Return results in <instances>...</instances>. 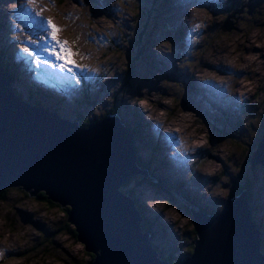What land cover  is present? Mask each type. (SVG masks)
Wrapping results in <instances>:
<instances>
[{"label": "rangeland", "instance_id": "1", "mask_svg": "<svg viewBox=\"0 0 264 264\" xmlns=\"http://www.w3.org/2000/svg\"><path fill=\"white\" fill-rule=\"evenodd\" d=\"M30 2L0 0V52L11 58L14 90L26 99L29 83L48 75L46 69L38 76L34 64L56 59L42 51L54 43L51 28L45 27L51 20L59 29L57 38L76 53L72 59L86 67H73L71 73L59 69L38 83L55 93L38 102L49 110L58 106V114H66L62 118L78 124L79 119L100 121L112 105L120 122L136 124L130 141L138 167L156 180L144 182L143 173L135 174L120 188L146 207L143 214L150 221L141 220L140 226L160 250L159 257L171 262L189 254L196 236L190 231L195 225L188 206L216 213L244 187L250 212L264 231V166L250 162L264 130V0H189L157 18L144 9L145 0ZM29 3L35 6L31 10ZM224 21L230 26L221 29ZM128 58L137 74L123 75L119 83L118 72ZM220 61L229 66L212 65ZM79 96L84 99L78 103ZM159 128L169 130L167 138ZM161 138L166 142L160 146ZM136 179L140 184L133 188ZM4 192L0 264L90 262L65 220L68 204L50 203L38 193L29 196L20 186Z\"/></svg>", "mask_w": 264, "mask_h": 264}, {"label": "water", "instance_id": "2", "mask_svg": "<svg viewBox=\"0 0 264 264\" xmlns=\"http://www.w3.org/2000/svg\"><path fill=\"white\" fill-rule=\"evenodd\" d=\"M12 76L11 58L2 51L0 191L20 186L33 196L43 190L46 199L68 204L65 220L74 226L83 251L94 253L90 264H171L158 256L160 250L140 226L141 220L150 221L143 214L146 207L135 205L120 188L137 172L156 179L137 166L132 133L116 113L87 126L78 124L62 118L58 106L49 110L30 103L54 95L53 89L31 82L24 100L14 90ZM256 149L251 166L257 161L264 166V132ZM245 191L228 198L216 213L188 206L196 231L194 248L175 264H264V231L250 213Z\"/></svg>", "mask_w": 264, "mask_h": 264}, {"label": "trees", "instance_id": "3", "mask_svg": "<svg viewBox=\"0 0 264 264\" xmlns=\"http://www.w3.org/2000/svg\"><path fill=\"white\" fill-rule=\"evenodd\" d=\"M166 2H162L161 0H145V2H144V9H146L154 18H157V17H159V14L161 13V8H160V6L161 5H163V4H165ZM261 12V11H260ZM260 17L262 18V14H260ZM142 20V19H141ZM1 22V21H0ZM143 22H146V21H143ZM147 22H149V21H147ZM225 22V21H224ZM224 22L222 23L223 24V26L221 25V29H222V27H224ZM225 28V27H224ZM139 36V34L138 35H136L135 37H138ZM129 45V44H128ZM0 54H1V52H0ZM132 57V56H131ZM123 67H125V68H122L121 69V71H119L118 72V82L119 83H121L123 80H121V78H123V75H125V76H130V77H132V76H134V75H136L137 73H136V70H132V67L130 66V62H129V58H128V60H127V63L123 66ZM78 70H81V68H78ZM76 72H78V71H76ZM76 81L79 83V85L81 86V84H83V82H82V78L80 77V78H76ZM84 88V86L82 85V89ZM17 94H18V92H16ZM19 95V94H18ZM20 96V95H19ZM22 99H24V100H28V98H23L22 96H20ZM84 99V97L83 96H79V100H78V103L80 102V100H83ZM73 101H75V99H73ZM85 102H87V103H89V101H85ZM30 103H32V104H35V105H40L41 106V104L37 101V102H30ZM74 106H78V104H75L74 103ZM51 109H55V107H52L51 106ZM116 109V108H115ZM113 110V108H112V105L111 106H109V110L111 111V112H109L110 114L111 113H114V111H116V110ZM113 110V111H112ZM108 111V109L106 110V112ZM117 112V111H116ZM133 112L135 113V114H137V121H138V124H141L142 123V121H141V119L139 118V113L137 112V110H134L133 109ZM61 115H63V116H65L66 114H64V113H62V112H59ZM118 114V113H117ZM121 119V118H120ZM132 119V118H131ZM80 120V122H79V124H81V125H87L88 124V121H83V120H81V119H79ZM123 124L127 127V128H129V130H131L132 131V128H133V126L135 127L136 126V124L134 123V122H131L130 120H128V119H123ZM245 127H246V129H247V132L248 133H252V131L245 125ZM139 128L141 129V126L139 125ZM135 129H136V127H135ZM137 132V131H136ZM136 164H137V166H139V163H138V160L136 161ZM145 169V168H144ZM146 170V169H145ZM147 171V170H146ZM147 173V172H146ZM135 174H142L141 172L139 173V172H137V173H134V174H132V175H135ZM131 175V176H132ZM148 175V174H147ZM148 176H150V175H148ZM140 177H143V181L144 182H147V180H145L144 178H148V177H145L144 175H140ZM127 179V178H126ZM126 179H124L122 182H124V183H126ZM148 179H150V178H148ZM122 184V183H121ZM127 184V183H126ZM138 184H140V181H139V179H136L134 182H132V186L131 187H135L136 185H138ZM16 188H18L19 189V187H16ZM16 188H14V189H16ZM6 189H8V187H6V188H3L1 191H0V198H2L3 197V195L5 194V190ZM38 194H40V196L42 195L44 198V200L46 201V197H45V195H44V191L43 190H40L39 192H38ZM128 194H130V193H128ZM132 197V196H131ZM133 198V197H132ZM48 200V199H47ZM133 200H134V198H133ZM50 203L52 202V201H50V200H48ZM134 202H135V200H134ZM56 203V202H55ZM49 205H51V204H49ZM135 205H136V202H135ZM67 207L65 208V211H66V213H67V210H68V208H69V205H66ZM162 206V205H161ZM222 207V206H221ZM220 207V208H221ZM160 209H161V207H160ZM158 213H160V210H157L156 211V213L155 214H158ZM153 216L155 217V215L153 214ZM143 221V220H142ZM72 227H73V231H74V235H75V230H74V226L72 225ZM190 231H192V234H193V237H195L196 236V231H195V228L193 227ZM154 233H157L156 232V230L154 231ZM171 234H174L173 232L171 233ZM191 234V233H190ZM167 238H169L170 236L168 235V236H166ZM188 240H189V238H188ZM192 242H193V240H192ZM192 242H191V244L187 247V249H188V251H189V253H191L192 252V250H193V244H192ZM183 249H185L184 248V246H183ZM88 254L91 256V259L94 257V253L93 252H88ZM91 261V260H90ZM178 260H174V259H171V264H175L176 262H177ZM88 264H90V262H88Z\"/></svg>", "mask_w": 264, "mask_h": 264}, {"label": "snow or ice", "instance_id": "4", "mask_svg": "<svg viewBox=\"0 0 264 264\" xmlns=\"http://www.w3.org/2000/svg\"><path fill=\"white\" fill-rule=\"evenodd\" d=\"M45 23L48 25V27L51 28V32L49 33V35L54 43L50 47L43 48L42 51L50 53L51 55L55 56L56 60L61 62L58 64H53L51 60L45 59L41 63L50 67H58L61 71L67 70L70 73L73 71V67H86L85 65L79 64L74 59H72V57L76 55V53L68 47V42L61 41L57 38V33L59 31L57 26L53 24L51 20H47L45 21ZM197 27H199V25H197ZM23 51L28 53L29 55H32L31 50L28 47H25ZM36 60H39V57H36ZM37 66L39 67V65ZM3 255L4 250L0 249V256Z\"/></svg>", "mask_w": 264, "mask_h": 264}, {"label": "bare ground", "instance_id": "5", "mask_svg": "<svg viewBox=\"0 0 264 264\" xmlns=\"http://www.w3.org/2000/svg\"><path fill=\"white\" fill-rule=\"evenodd\" d=\"M12 1H22V0H12ZM34 0H31V2H33ZM30 2V3H31ZM30 3L29 4H27V7L28 8H30V10H31V8H33V7H35V6H30ZM26 5V4H25ZM29 10V9H28ZM13 11V10H12ZM8 14V13H7ZM38 20L41 22V21H43L42 20V16L40 15L39 17H38ZM48 25H45V27H47ZM42 28V27H41ZM49 28V27H48ZM47 31H48V29H47ZM9 55V54H8ZM247 56V58H249L248 56H249V54L248 55H246ZM246 56L243 54L241 57H243V58H246ZM252 60H253V58H252ZM206 63L208 64V65H211L210 63H214V62H212V61H210V60H207L206 61ZM213 66L214 65H218V66H220V67H223V66H229V65H227L226 63H223V62H219V63H216V64H212ZM204 68V67H203ZM215 68V67H214ZM227 68V67H226ZM215 70V69H214ZM215 72V71H214ZM220 72V71H219ZM215 77L216 78H218L219 77V75L217 74V75H215ZM13 80V79H12ZM211 81H214L212 78L210 79ZM197 82H199V83H201V80H198ZM216 83V82H215ZM145 106V105H144ZM146 113V112H145ZM117 117H119L118 115H117ZM162 133L163 132V136H162V138H167V136H168V134H170L169 133V130H164V129H161V128H159V133ZM161 138V140H160V146L162 145V144H164L165 142H166V140H163ZM172 158H174V157H172ZM211 167V166H210ZM210 167H209V169H210ZM208 169V170H209ZM202 171L203 172H205V174H207L206 172V169L204 168V169H202ZM200 173V172H199ZM143 229V228H142ZM145 231V230H144Z\"/></svg>", "mask_w": 264, "mask_h": 264}, {"label": "clouds", "instance_id": "6", "mask_svg": "<svg viewBox=\"0 0 264 264\" xmlns=\"http://www.w3.org/2000/svg\"><path fill=\"white\" fill-rule=\"evenodd\" d=\"M187 1H189V0H166V3L165 4H163V5H161L160 6V8H161V13L159 14V16L165 11V10H167V9H169V8H175V5H177L178 3H183V2H187ZM224 27L225 28H227L226 26H225V22H224ZM19 44H22L21 42H18ZM2 52V51H1ZM31 56V55H30ZM41 60H39L37 63H33L34 64V66H36V65H38L39 64V62H40ZM32 104V103H31ZM42 106V105H41ZM50 110H52V109H50ZM140 118V117H139ZM141 119V118H140ZM141 121H142V119H141ZM121 122H122V124H123V121L121 120ZM131 132V131H130ZM263 132H264V130H263ZM263 134V133H262ZM260 138V137H259ZM258 141H259V139H257ZM255 146H256V143H255ZM255 149H256V147H254ZM251 155H252V153H251ZM263 162V161H262ZM257 163H259V161H257ZM192 180V178L190 177V181ZM219 211V210H218ZM217 211V212H218ZM214 213V212H213ZM251 213V212H250ZM207 214H211V213H207ZM260 226V225H259ZM261 227V226H260ZM261 243H263V235H262V239H261ZM177 263V262H176Z\"/></svg>", "mask_w": 264, "mask_h": 264}]
</instances>
